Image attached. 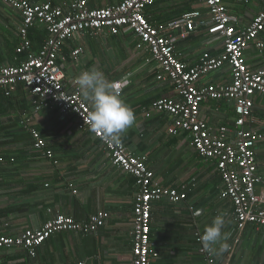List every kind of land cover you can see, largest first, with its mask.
<instances>
[{"label":"crops","instance_id":"1","mask_svg":"<svg viewBox=\"0 0 264 264\" xmlns=\"http://www.w3.org/2000/svg\"><path fill=\"white\" fill-rule=\"evenodd\" d=\"M122 0H87L89 9L105 8ZM227 12L236 18L235 26L246 28L264 8V0H222ZM31 4L58 0H29ZM200 13L196 28L185 34L183 28L170 30L168 24L184 14ZM144 15L152 26L166 27L176 38L175 50L189 67L198 64L208 52L219 56L223 39L208 33L210 16L203 0H156ZM20 14L0 5V68L19 66L25 53L16 52L20 44ZM34 29V31H33ZM32 32L34 46L29 39ZM43 32V33H42ZM39 33L43 34V38ZM48 38L45 28L35 25L28 31L31 52L36 53ZM256 43L263 44L261 49ZM137 39L129 31L113 35L107 30L77 35L63 45L59 63L65 76L64 87L77 92L75 77L97 68L110 82L121 84V99L132 108L134 125L121 134L127 150L144 155L153 172V182L164 188L185 186V202L155 201L151 209V241L158 258L150 264H203L195 234H202L213 218L226 212L227 251L213 255L216 262L264 264V230L247 226L237 239L232 204L221 198V180L212 161L200 158L184 133L170 135L171 117L150 112V104L162 98H178L166 81H158L159 66L146 47L136 48ZM33 48H38L36 52ZM75 50H81L72 56ZM251 70L264 68V31L245 52ZM228 66L208 74L197 83L230 82ZM6 97L0 89V232L15 236L25 230L39 229L55 213L85 222L103 211L104 225L92 234L61 232L51 235L34 258L20 248L2 251V264H132V206L136 191L134 178L109 160L107 151L87 130H78L72 114L57 110L33 111L27 90ZM79 92V91H78ZM86 102V101H85ZM87 104H91L86 102ZM201 118L211 129L232 128L233 103L207 100L201 104ZM248 127L263 135L255 147L258 170L264 173V96H254ZM30 130L37 131L53 157L47 158L33 148Z\"/></svg>","mask_w":264,"mask_h":264},{"label":"built area","instance_id":"2","mask_svg":"<svg viewBox=\"0 0 264 264\" xmlns=\"http://www.w3.org/2000/svg\"><path fill=\"white\" fill-rule=\"evenodd\" d=\"M156 0H122L99 9H89L87 0H58L31 4L29 0H0L20 14V44L16 52L25 53V60L16 67L0 68V89L6 97L11 96L22 85L31 99L33 111L57 110L61 114L76 117L78 130H87L107 151L111 164L132 176L136 186L132 206V264H150L158 258L156 244L151 241V209L155 201L172 204L185 202V186L164 188L156 185L153 172L147 167L144 155L136 156L127 150L124 143L109 144L100 134L89 130L88 113L91 109L79 92H68L64 87L65 76L59 63L60 51L66 41L88 32L107 30L113 35L129 31L137 39L136 48L146 47L151 59L160 68L158 81L166 80L175 90L178 98H162L153 101L145 117L151 111L171 117L167 132L170 135L184 133L193 150L200 158L212 161L220 177L221 198L233 206L237 229V239L247 226L264 230V173L258 170L255 147L263 140V135L248 127L254 96H264V68L251 70L245 62V52L264 31V8L243 29L235 26L236 18L231 16L222 0H203L210 16L208 33L223 39V52L219 56L202 53L197 65L189 67L175 50L176 38L166 31V27L152 26L144 15L145 9ZM198 11L186 13L180 19L168 24L170 30L183 28L185 34L192 33ZM45 28L48 38L41 48L31 52L28 31L35 25ZM261 49L263 44L256 43ZM81 50H75L77 56ZM228 66L231 80L224 84L198 86L202 77ZM116 93L120 94L121 84L114 82ZM207 100L233 103L235 118L232 128H209L201 118V104ZM33 148L52 158V152L40 134L30 130ZM4 159L0 157V165ZM108 214L98 211L85 222L55 213L39 229L25 230L10 236L0 232V264L2 251L20 248L34 258L37 249L53 234L71 232L94 234L101 228ZM202 234H195L198 253L203 264H232L229 260L216 262L200 242ZM78 264H85L80 262Z\"/></svg>","mask_w":264,"mask_h":264},{"label":"clouds","instance_id":"3","mask_svg":"<svg viewBox=\"0 0 264 264\" xmlns=\"http://www.w3.org/2000/svg\"><path fill=\"white\" fill-rule=\"evenodd\" d=\"M75 83L81 98L91 104L88 113L89 130L100 134L107 143L119 145L121 134L135 123L136 116L132 108L115 92L113 82L107 80L97 68L81 72L75 77ZM226 216V212H221L204 228L200 242L209 254L218 255L229 248L227 234L223 231Z\"/></svg>","mask_w":264,"mask_h":264},{"label":"trees","instance_id":"4","mask_svg":"<svg viewBox=\"0 0 264 264\" xmlns=\"http://www.w3.org/2000/svg\"><path fill=\"white\" fill-rule=\"evenodd\" d=\"M33 31H34V29H33ZM43 33V32H42ZM42 33H39L40 34V36H41V39L43 38V34ZM29 39H30V41H31V44H32V46H34V38H33V36H32V32L30 33L29 32ZM38 50V48H33L32 47V51H34V52H36ZM19 90H21V91H23V87L22 86H20L19 87ZM256 95H259V94H256Z\"/></svg>","mask_w":264,"mask_h":264}]
</instances>
